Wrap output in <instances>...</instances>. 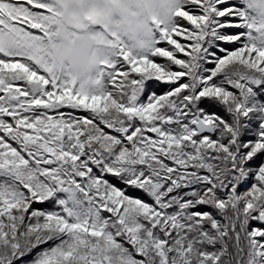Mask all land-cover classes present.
<instances>
[{
  "label": "snow or ice",
  "instance_id": "snow-or-ice-1",
  "mask_svg": "<svg viewBox=\"0 0 264 264\" xmlns=\"http://www.w3.org/2000/svg\"><path fill=\"white\" fill-rule=\"evenodd\" d=\"M0 264H264V0H0Z\"/></svg>",
  "mask_w": 264,
  "mask_h": 264
}]
</instances>
